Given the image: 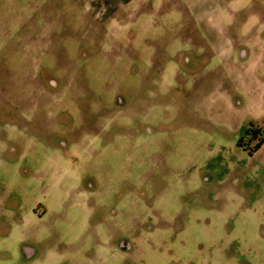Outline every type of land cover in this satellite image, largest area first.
Here are the masks:
<instances>
[{
    "label": "rangeland",
    "instance_id": "rangeland-1",
    "mask_svg": "<svg viewBox=\"0 0 264 264\" xmlns=\"http://www.w3.org/2000/svg\"><path fill=\"white\" fill-rule=\"evenodd\" d=\"M0 261L264 264V0H0Z\"/></svg>",
    "mask_w": 264,
    "mask_h": 264
},
{
    "label": "trees",
    "instance_id": "trees-1",
    "mask_svg": "<svg viewBox=\"0 0 264 264\" xmlns=\"http://www.w3.org/2000/svg\"><path fill=\"white\" fill-rule=\"evenodd\" d=\"M262 141H263V139L259 140V142H258V144H257V145L261 144V142H262Z\"/></svg>",
    "mask_w": 264,
    "mask_h": 264
},
{
    "label": "crops",
    "instance_id": "crops-1",
    "mask_svg": "<svg viewBox=\"0 0 264 264\" xmlns=\"http://www.w3.org/2000/svg\"><path fill=\"white\" fill-rule=\"evenodd\" d=\"M0 264H3L2 261H0Z\"/></svg>",
    "mask_w": 264,
    "mask_h": 264
}]
</instances>
